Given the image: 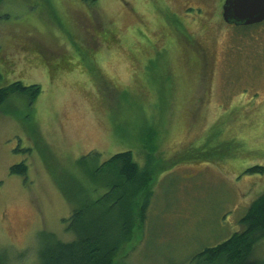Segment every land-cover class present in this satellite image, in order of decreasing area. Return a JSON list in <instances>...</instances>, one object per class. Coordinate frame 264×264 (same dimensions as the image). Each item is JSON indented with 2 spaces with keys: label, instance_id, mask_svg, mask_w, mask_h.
<instances>
[{
  "label": "rangeland",
  "instance_id": "374dc122",
  "mask_svg": "<svg viewBox=\"0 0 264 264\" xmlns=\"http://www.w3.org/2000/svg\"><path fill=\"white\" fill-rule=\"evenodd\" d=\"M81 2H88L89 9L80 7ZM222 3L1 4L0 85L20 81L41 88L32 105L10 95L0 108V249L8 264L19 252L26 255L11 264L29 263L42 230L69 238L63 220L73 204L62 191L77 200L79 159L91 155L84 161L94 167L130 150L143 164L150 143L155 144L154 163L160 172L153 175L144 225L122 250L128 253L123 264H194L198 251L240 230L239 219L249 203L264 192V170L245 172L264 167V22L231 26L222 19ZM170 10L187 21L191 34L200 35L199 44L191 38L192 46L178 42L187 56L168 41L167 29L162 35L147 30L149 11L161 16ZM69 20L79 25L75 33L64 25ZM103 26L118 27L123 36L119 44L136 40L135 51L148 47L151 56L132 61L117 43L104 50L91 36L94 27ZM85 43H93L91 48L102 57L91 59ZM73 50L82 66L77 64L71 73L53 69L63 59L78 58ZM197 54L199 67L190 71L189 56ZM241 105L249 107L243 112L254 119L251 127L242 125L237 131ZM257 105L261 113L255 111ZM219 142L222 151L212 148ZM19 162L27 165L25 175L10 172ZM253 255L264 258V240Z\"/></svg>",
  "mask_w": 264,
  "mask_h": 264
},
{
  "label": "trees",
  "instance_id": "16d2710c",
  "mask_svg": "<svg viewBox=\"0 0 264 264\" xmlns=\"http://www.w3.org/2000/svg\"><path fill=\"white\" fill-rule=\"evenodd\" d=\"M4 1L0 0V6ZM81 3L80 7L85 5L86 7H84L89 9L88 5L90 4L88 2L84 5V2ZM184 6H186L185 3L180 8ZM195 8L198 9V7ZM170 11L169 15L161 14V16H156V13L154 14L153 11L152 13L149 11L151 18H146L145 22L147 25H145L148 28L147 30L160 32L161 35L167 29L168 41L176 45L177 49L182 50L187 56L186 49L178 42H184L186 46H192L190 44L191 38L199 44L201 42L200 35L197 36L190 33L187 28V21L183 20L181 16H179L180 18L177 16V10ZM192 11L199 12L197 10H186L185 12L189 14ZM263 22L253 25H230L236 28H250ZM178 24L182 26V33H178ZM64 25L74 33L75 30H78L79 26L74 20L64 22ZM117 29L118 27L112 26H103L101 30L94 27L91 32L92 40L105 47L104 50L106 51L117 43L118 46L116 45L115 47H124L125 53L131 57L130 60L145 61L149 56L148 47L141 48L143 55H141L140 59L139 54L141 53V49L140 52L135 51L136 40L135 42H130L129 40V43L120 41L119 44V38L122 40L123 36L120 37L119 29ZM92 44L86 45L85 43L89 48L87 53L90 51L89 57L94 60L102 57V53L99 54V52H95L91 48ZM73 49H75L74 46ZM72 53L76 56L74 50ZM179 55L182 56V52ZM189 57L188 69L196 71L199 67L198 54L196 58L193 55ZM77 64L79 67L82 66L79 57L74 59V61L63 59L58 65L55 64L53 69L71 73V70L75 69ZM95 65L97 64L95 63ZM95 69L99 70V67ZM1 78L0 74V81ZM40 92L41 88L36 83L24 85L20 81H13L7 85H0V108L6 103L10 95L22 96L27 99L29 105H32L37 100ZM256 107L255 111L261 113L262 111L259 109L260 105ZM246 108L249 109L248 106ZM246 108H244V105L237 108V131L242 125H249L251 127L250 125L253 122L254 116H252L251 112L250 114H244L243 111ZM220 142L222 143L223 141ZM220 142L218 145H213L212 148L218 147L222 151V144ZM154 145H151V143L149 147L147 145V155L143 164H139L135 160L130 150L116 152L94 167L90 165L88 167L84 161L91 155L79 159L78 164L80 165L78 166L80 170L78 174L76 172L77 189L79 190L77 200L72 199L65 191H62V195L68 204H73H69V216L63 220L65 223L64 232L68 234L69 238L65 240L54 232L47 230L40 231L38 250L34 255H31V260L26 264H123L124 258L128 253L125 250V252H122V250L127 244L132 242L135 233L137 234V231L144 225L148 206L153 195L151 188L153 175L155 174L154 172H160L154 163ZM227 145L230 144H224L225 147ZM95 156L96 154L92 155L93 158ZM263 170V166L255 165L246 169L245 172L261 173ZM10 172L25 175L27 165L24 162L14 164L10 167ZM239 225L240 230L235 231L225 240L198 251L192 257L193 263L264 264V258L257 259L253 255L255 245L264 240V192L249 203L245 213L239 219ZM25 255L21 252L16 253L10 264L13 261L19 262ZM8 259L7 253L3 249H0V264H8Z\"/></svg>",
  "mask_w": 264,
  "mask_h": 264
},
{
  "label": "water",
  "instance_id": "95a60500",
  "mask_svg": "<svg viewBox=\"0 0 264 264\" xmlns=\"http://www.w3.org/2000/svg\"><path fill=\"white\" fill-rule=\"evenodd\" d=\"M221 9L227 24L253 25L264 21V0H224Z\"/></svg>",
  "mask_w": 264,
  "mask_h": 264
}]
</instances>
